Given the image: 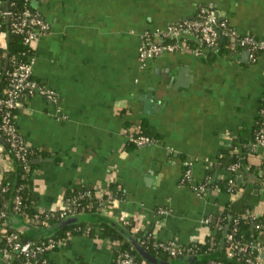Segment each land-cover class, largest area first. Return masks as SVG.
Masks as SVG:
<instances>
[{
    "label": "crops",
    "instance_id": "0c3cea01",
    "mask_svg": "<svg viewBox=\"0 0 264 264\" xmlns=\"http://www.w3.org/2000/svg\"><path fill=\"white\" fill-rule=\"evenodd\" d=\"M204 1L37 3L49 31L33 44L31 71L55 91L56 99L28 94L16 113L25 142L45 153L32 159L37 208H59L63 195L78 186H93L101 194L114 180L124 197L79 217L121 230H128L123 222L129 218L134 225L129 241L152 230L155 240L181 245L205 238L207 216L220 214L226 205H241V195L255 178L247 170L264 157V148L250 145L264 97V54L251 62L243 51L225 55L212 48L206 57L207 50L195 55L181 49L162 51L144 66L137 58L143 30L189 17ZM212 1L240 33L264 38V0ZM142 122L158 140L128 144ZM230 145L244 166L235 173L239 189L228 192L204 183L199 191L205 177L226 179L218 157ZM185 159L191 167L188 181L181 180ZM4 165L0 158V172ZM253 192L258 197L250 205L258 215L264 212V186L256 183ZM160 207L166 211L162 216ZM12 214L16 218L10 219ZM8 221L34 237L42 234L18 213H10ZM111 247L107 237L78 233L48 257L52 264H115ZM0 264H11L1 250Z\"/></svg>",
    "mask_w": 264,
    "mask_h": 264
},
{
    "label": "trees",
    "instance_id": "16d2710c",
    "mask_svg": "<svg viewBox=\"0 0 264 264\" xmlns=\"http://www.w3.org/2000/svg\"><path fill=\"white\" fill-rule=\"evenodd\" d=\"M42 1H37L38 3ZM4 7L15 13V11L29 7L32 11L42 13L30 0H5ZM198 9V8H197ZM197 10L193 15H195ZM191 15V16H193ZM43 16V15H42ZM44 17V16H43ZM190 17V16H189ZM11 21V17H9ZM1 28L8 31L7 47L0 48V98H4L10 89V71L19 62H26L30 55L34 54V50L29 47L23 40V36L14 33L8 26L9 20H5ZM229 24V25H228ZM226 28L234 27L229 22ZM9 27V28H8ZM219 30L221 28L219 27ZM186 36V37H185ZM192 48H201L203 52L215 48V52L219 54H230L236 51H243L242 48H230L228 46L229 37L222 35V42L215 47H207L201 45L194 37H189L186 34L182 35ZM169 41L171 39L164 38ZM264 54L261 50L255 51L256 56ZM30 79L44 84L33 76L31 73ZM46 85V84H44ZM47 86V85H46ZM28 95L22 91L20 98ZM264 108V97L260 99L259 109ZM18 108H8L11 115L12 123L18 127L16 122V113ZM5 109H0V123ZM264 125V116L260 112L259 117L254 123L252 130V138L250 140L251 147L255 146V135L259 132L261 126ZM6 133L0 129V143L5 151L10 154L11 164L4 167L0 175V248L10 250V245L6 240V236L11 233H17L21 241H33L45 246V249L34 257L36 264H52L48 257V252L57 249L59 242L67 240L71 235L85 233L91 236L107 237L112 242L113 262L116 264L118 260L124 256L132 257L133 262H144L146 264H252L250 260L264 259V212L254 214L251 209L250 201L255 200L258 195L253 192V186L258 183L264 186V157L262 161L251 166L249 171L255 176L254 183L244 190L241 195V205L238 208H233L231 205H226L218 215L207 216L210 232L205 235L203 240L190 241L185 244H175L174 252L167 246V242L157 241L154 239L152 230L146 232L139 239L134 237L129 241V228L133 230V221L129 218L125 219L123 225L128 229L121 230L119 227L105 221L94 222L86 220L83 216L79 217V213L99 212L104 206V199L108 198L110 193L112 198L124 197L122 188L116 184L114 180L109 182L107 190L101 194H97L93 186H78L73 190L66 192L63 195L62 205L57 209H46L40 211L35 205V197L33 196V180L31 178L33 169L36 164L32 162L34 157L44 156L43 150L32 146L27 142H23L13 148L6 140ZM139 135H146L150 141H157L158 135L154 134L146 123L142 122L139 125L137 132H134L128 141V144L138 146L134 138ZM246 148V146H245ZM22 155L18 156L16 151ZM231 164H237L231 183L225 178L211 180L210 176L205 177L203 183L206 185L217 186L221 190L235 192L239 189L236 183L235 173L240 169H244L243 162L239 152L233 151V145H230L228 152L220 154L218 157V166H224L226 169ZM186 166L183 164V170ZM183 172V171H182ZM185 179L184 181H188ZM76 196V202L71 204L67 200ZM18 199V201H16ZM111 200H109L110 202ZM72 205L73 214L61 215L65 210V205ZM18 204V208L15 205ZM158 211V210H157ZM77 212V213H76ZM10 213L20 214L31 229L42 228L41 235L34 237L23 231H19L8 221ZM54 226V228H50ZM98 227V229H96ZM41 230V229H40ZM226 231L223 241L221 237L223 231ZM136 231V230H135ZM136 232L139 233V230ZM232 233V239H227V234ZM52 244H50V240ZM237 243L241 249H234L233 254L228 256L227 250L231 244ZM198 256L197 259H190L192 256ZM15 260L23 264L26 257L19 251L15 254ZM79 264V263H78Z\"/></svg>",
    "mask_w": 264,
    "mask_h": 264
},
{
    "label": "built area",
    "instance_id": "2783aa9c",
    "mask_svg": "<svg viewBox=\"0 0 264 264\" xmlns=\"http://www.w3.org/2000/svg\"><path fill=\"white\" fill-rule=\"evenodd\" d=\"M4 1L5 0H0V48L7 47L8 31L4 28H1L5 22V18V20H9L8 26L10 27V30L14 33L21 34L23 36L24 42L33 49V44L35 43V41L40 36L49 31V25L46 19L38 11H32L29 7H23L13 13L8 8L4 7ZM9 17H11V21ZM228 22L229 21L226 17H221L218 14L214 2L212 0H206L199 5L196 14L193 16L171 21L161 27L143 30L139 34L137 58L140 64L144 66L149 59L158 55L162 51H175L185 49L191 51L195 55H202L203 51L201 50V48H192L189 45L188 41L185 38H182L183 34H186L189 37H194L200 42L201 45H206L207 47H215L219 44L221 36L227 35L229 37L228 46L230 48L233 49L240 47L243 49V51H247V58L249 61H256L259 57L255 55V51L261 50L262 52H264V38L257 36L251 32L240 33L235 27H231L230 29L226 28ZM219 27L221 28V30H219ZM164 38L171 40L165 41L163 40ZM33 60L34 54L30 55L26 62H19L16 64V66L10 71V89L4 98H0V109H5L0 123V129L1 132L6 133V140L8 141L10 146L15 149L18 145L25 142V140L20 134L18 127L12 123L11 115L9 114V110L7 109L20 107L22 103L20 93L22 91L26 92L27 94L37 92L49 99H56V93L52 88L44 84H40L33 79H30ZM260 112L264 116V108H260ZM133 141H135V143H137L138 145L154 142L150 141L149 137H147L146 135H139L138 137L134 138ZM255 146H264V125L261 126L259 132H257V134L255 135ZM16 154L22 157L18 150L16 151ZM0 158H2L5 162L4 167L12 163L10 154L5 151L1 143ZM183 164L186 166V168L181 174L182 181L191 178L190 162L185 159L183 160ZM236 166L237 164H231L225 170L226 179L229 183L233 181V172L235 171ZM197 188L199 191H202L205 190L206 185L204 183L199 184ZM107 197L108 198L104 199L105 206L109 204V200L113 199L110 193L107 194ZM76 199L77 197L73 196L67 201L73 204L76 202ZM16 201H18V199ZM69 203L65 205L66 208L61 213V215L75 213L72 210V205H69ZM15 208H18V204L15 205ZM38 209L40 211L46 210L41 208ZM165 212L166 211L163 207H160L158 209L159 216H162ZM206 221L208 222L207 218ZM227 239H232L231 232L227 234ZM6 240L10 245V250H7L6 248H1L0 250L10 258L11 264H20L14 258L17 251L23 253L26 257V260L25 262H23V264H36L34 257L37 255V253L45 249V246H42L41 244L35 243L33 241H21L17 233L8 234L6 236ZM49 241L50 244H52L51 239ZM165 242H167V246L171 248V252L173 253L176 243L174 241ZM60 243L61 241L58 244L60 245ZM241 248L242 247L237 243H233L231 244V246H229L227 255L230 256L233 254L234 249L236 250ZM12 256L13 259L11 258ZM250 261L252 262V264H264V259ZM116 264L146 263H144L143 261L133 262L132 257L124 256L123 258L118 260Z\"/></svg>",
    "mask_w": 264,
    "mask_h": 264
},
{
    "label": "water",
    "instance_id": "95a60500",
    "mask_svg": "<svg viewBox=\"0 0 264 264\" xmlns=\"http://www.w3.org/2000/svg\"><path fill=\"white\" fill-rule=\"evenodd\" d=\"M32 3L36 6L38 2H37V0H33ZM222 40H223V38H220V42H222ZM216 47H217V46H216ZM216 47H215V48H216ZM215 48H214V49H215ZM243 52H244L245 55L247 56V54H248L247 51H243ZM11 218H16V216H15L14 214H12V215L10 216V219H11ZM50 228L52 229V228H54V226H51ZM225 233H226V231L224 230V231H223V234H222V237H221V242L223 241V238H224V236H225ZM197 258H198V256H196V255L190 257V259H197Z\"/></svg>",
    "mask_w": 264,
    "mask_h": 264
}]
</instances>
